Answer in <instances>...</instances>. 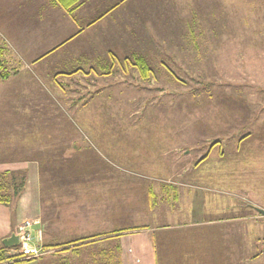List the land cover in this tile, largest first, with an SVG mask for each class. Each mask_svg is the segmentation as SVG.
Segmentation results:
<instances>
[{"label":"rangeland","instance_id":"374dc122","mask_svg":"<svg viewBox=\"0 0 264 264\" xmlns=\"http://www.w3.org/2000/svg\"><path fill=\"white\" fill-rule=\"evenodd\" d=\"M87 2L63 28L50 4L0 0V160L40 158L45 244L153 227L120 237L123 264H152L160 228L158 264H260L247 217L264 210V0ZM86 249L17 264L84 263Z\"/></svg>","mask_w":264,"mask_h":264},{"label":"crops","instance_id":"0c3cea01","mask_svg":"<svg viewBox=\"0 0 264 264\" xmlns=\"http://www.w3.org/2000/svg\"><path fill=\"white\" fill-rule=\"evenodd\" d=\"M36 1L39 2L40 4L42 2H44L46 5L50 4L51 8L49 6L48 8H45V9L41 7L40 10H44L48 14H52L51 18L54 21H57V24H60L63 28L64 27L71 28L72 23H65L63 21L62 16L71 17V19L74 21H82L87 16V13H88V10L85 8V4L88 3L87 0H81L82 5L75 10L73 15H70L63 7H62V9L64 10L63 12H66L67 14L62 15L56 9L58 5L54 4V0H36ZM58 21H63L64 23H60ZM82 30L83 29H81L79 32H75L70 35L67 33V35L70 37L76 36ZM56 34H57L56 31L52 32V35H56ZM54 81H56L55 77H54ZM31 155L32 156H28L22 159L0 160V173L6 172V171H11V172L25 171L27 172V175H28V181H27L26 188L20 200L18 201L16 207L12 208V207L0 204V250L2 248H5L4 253H3L4 259L10 258L11 254L8 248L3 245V240L6 239L7 237H10L11 234L13 233L18 234L19 225L27 220H30L36 223L34 227L35 234H38V231L42 230L43 240H44V233H45L44 241L46 242L47 235H46L45 229H46L47 222H44V223L42 222L43 208H42V185H41L40 158H37L34 154H31ZM198 191L202 192L201 194L205 196L204 190H197L194 196L198 194ZM205 199H200V201L203 202L205 201ZM256 212L258 211L256 210ZM258 214L260 213L258 212ZM260 215H252V214L250 215L249 214V217H247V218H250L249 220H251V223H248L247 226L251 227L252 232L257 234L258 236H260V232L264 230V226H263L264 216L263 215L260 216ZM263 240H264V235L262 238H260V242H262ZM228 254H229L228 252L226 253H221V252L198 253L194 255L195 257H189L190 255H186V256L184 255L181 259L182 260H192L193 262L190 264H246L245 262L241 263V260H242L241 254L236 253V256H238L239 262L236 261L234 257L232 258ZM143 256L145 259H151L152 264H158L157 255H156V252H154L152 244H151L150 252L147 254H143ZM168 259L169 257L167 258L164 257V264H168V262H166V260L169 261ZM260 264H264V256H260Z\"/></svg>","mask_w":264,"mask_h":264},{"label":"trees","instance_id":"16d2710c","mask_svg":"<svg viewBox=\"0 0 264 264\" xmlns=\"http://www.w3.org/2000/svg\"><path fill=\"white\" fill-rule=\"evenodd\" d=\"M55 5L62 6L70 15H73L75 10L82 5L81 0H54ZM6 64V56H5V50L3 47L0 46V67L5 66ZM135 65L138 67L139 72L141 76L144 79L149 78L150 73L152 72V69L149 65V63L143 58L139 57L135 59ZM10 73L2 74L0 73V77L7 79L9 77ZM208 155L202 157L200 161L197 163L198 165L206 160ZM54 168H57L56 166ZM28 181V175L25 171H6L3 173H0V204L6 205L12 208H15L18 201L20 200L21 196L24 193V190L26 188ZM169 189L171 187L169 186ZM156 193L153 192V190H150L149 197L153 198V205L157 203L158 196L155 195ZM176 195V194H175ZM175 201L177 200V195L175 196ZM154 229L153 227H141V228H135V227H126V228H120L117 230H114L110 234H104V235H93L86 238H80L72 241H68L65 243H54V244H45V241L43 242V251L46 253H54L55 255H59L62 253L71 252L72 255L75 258H79L81 256V250L82 249H89L88 251V259L84 263H77L73 260L72 256L69 257H63L62 260L58 264H123L122 262V250L123 246L120 241V237L124 234L131 232V231H137V230H150ZM164 230L160 228L158 229L157 233H155V236L157 238L153 239L151 241L152 247L154 249V252H156V255L158 257V252L164 251L167 247L166 240L163 239ZM108 236H112L113 238L110 239V241L107 242V246H103L100 249L90 248L94 247L95 243L98 242L101 238H107ZM4 249L2 248L0 250V264H3V253ZM167 249V248H166ZM35 259L25 260V261H19V262H11L8 264H15V263H21V262H28Z\"/></svg>","mask_w":264,"mask_h":264},{"label":"built area","instance_id":"2783aa9c","mask_svg":"<svg viewBox=\"0 0 264 264\" xmlns=\"http://www.w3.org/2000/svg\"><path fill=\"white\" fill-rule=\"evenodd\" d=\"M35 225L36 223L30 220L19 225L18 235L20 236V244L15 248L8 249L11 254L10 258L15 259L11 262L37 259L48 254L43 251V232L39 230L38 234H35Z\"/></svg>","mask_w":264,"mask_h":264},{"label":"water","instance_id":"95a60500","mask_svg":"<svg viewBox=\"0 0 264 264\" xmlns=\"http://www.w3.org/2000/svg\"><path fill=\"white\" fill-rule=\"evenodd\" d=\"M256 210L264 216V210L260 208H256ZM20 244V236L16 233L11 234L10 237H7L3 240V245L7 248H13Z\"/></svg>","mask_w":264,"mask_h":264}]
</instances>
